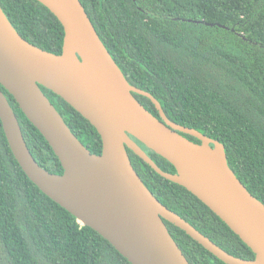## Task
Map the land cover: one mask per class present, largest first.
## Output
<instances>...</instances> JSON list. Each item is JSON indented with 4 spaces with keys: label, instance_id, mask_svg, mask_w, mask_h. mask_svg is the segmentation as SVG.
Segmentation results:
<instances>
[{
    "label": "trees",
    "instance_id": "obj_1",
    "mask_svg": "<svg viewBox=\"0 0 264 264\" xmlns=\"http://www.w3.org/2000/svg\"><path fill=\"white\" fill-rule=\"evenodd\" d=\"M79 1L129 84L151 94L170 121L221 143L230 169L264 204V0ZM0 7L24 40L61 53L63 29L47 8L36 0H0ZM0 89L34 160L44 170L62 174L48 143L13 97ZM40 89L80 143L100 154L101 139L94 127L60 97ZM134 97L159 117L147 98ZM140 146L162 171L175 173L165 159ZM127 152L143 184L161 204L229 254L254 258L195 196ZM164 223L189 264H224L182 230ZM0 264H129L25 176L1 122Z\"/></svg>",
    "mask_w": 264,
    "mask_h": 264
},
{
    "label": "water",
    "instance_id": "obj_2",
    "mask_svg": "<svg viewBox=\"0 0 264 264\" xmlns=\"http://www.w3.org/2000/svg\"><path fill=\"white\" fill-rule=\"evenodd\" d=\"M36 1L62 26L61 53L44 51L24 40L0 7V86L48 143L63 172L52 174L37 164L0 89L2 130L25 176L129 264H189L164 221L224 264H264V204L230 169L224 146L170 121L151 94L129 84L79 0ZM40 86L94 127L101 139L100 154L90 153L72 134ZM134 95L147 98L159 117ZM140 144L165 159L175 173L162 171ZM127 150L160 177L195 196L238 236L254 258L229 254L161 204L134 170Z\"/></svg>",
    "mask_w": 264,
    "mask_h": 264
}]
</instances>
